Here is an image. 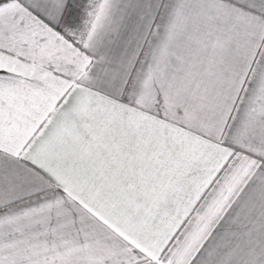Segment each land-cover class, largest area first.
Returning a JSON list of instances; mask_svg holds the SVG:
<instances>
[{"label": "snow or ice", "instance_id": "6c2138e0", "mask_svg": "<svg viewBox=\"0 0 264 264\" xmlns=\"http://www.w3.org/2000/svg\"><path fill=\"white\" fill-rule=\"evenodd\" d=\"M0 264H264V0H0Z\"/></svg>", "mask_w": 264, "mask_h": 264}]
</instances>
